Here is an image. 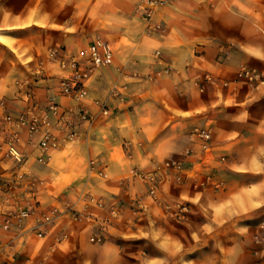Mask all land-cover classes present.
Masks as SVG:
<instances>
[{
  "label": "crops",
  "instance_id": "obj_1",
  "mask_svg": "<svg viewBox=\"0 0 264 264\" xmlns=\"http://www.w3.org/2000/svg\"><path fill=\"white\" fill-rule=\"evenodd\" d=\"M19 1L0 0V128L19 133L24 156H7L0 134V264H264V0H172L155 15L165 29L149 34L137 0L127 11L119 0H83L101 8L94 17L102 34L87 37L85 46L99 36L111 43L113 60L95 71L80 101L59 91L79 50L76 36L64 24L51 27L53 10L39 0ZM53 38L57 59L47 53ZM243 65L261 72L258 84L239 76ZM167 66L170 73L145 78ZM115 84L127 93L110 99L105 115L94 101L105 100ZM51 98L60 110L71 108L77 136L64 141L54 129L61 142L41 162L40 134L29 136L1 112L41 115ZM196 125L210 126L216 154L226 155L217 170L222 187L196 189L165 176L157 202L146 183L127 179L134 167L154 169L197 147ZM92 159L105 176L89 171ZM176 200L189 203L179 220L164 211ZM30 205L20 226L14 219L3 227L9 212ZM112 207L117 212L101 242L90 240L99 231L92 221L73 216L76 210L104 218ZM53 209L52 220L40 224Z\"/></svg>",
  "mask_w": 264,
  "mask_h": 264
},
{
  "label": "built area",
  "instance_id": "obj_2",
  "mask_svg": "<svg viewBox=\"0 0 264 264\" xmlns=\"http://www.w3.org/2000/svg\"><path fill=\"white\" fill-rule=\"evenodd\" d=\"M172 0H137L135 12L138 14L145 23V32H159L165 29L164 25L155 20L157 10L170 3ZM157 57H160V53L155 52ZM49 56L57 59L60 57V49L54 48L50 50ZM113 60V48L109 41L97 36L90 40V42L83 48L79 49L76 53L72 54L68 59L69 73L63 76L59 81V91L64 95H67L77 101L85 98L88 94V83L95 71L102 65H108ZM63 62V59L61 60ZM40 71V70H39ZM171 68L169 66L164 67L162 70H153L145 75L146 79L152 80L157 78L162 73H170ZM239 76L250 86L258 84L261 80V72L255 68L247 65H243L239 69ZM126 85L115 84L108 97L105 100L96 99L94 102L100 107L101 113L107 115L110 113V99H124L126 96ZM0 109H5V103L0 100ZM66 111H62L59 108V104L51 98L45 105L42 114L36 115L32 111L27 110L17 117L1 112L2 118L7 123H13L18 127H25L29 136L36 133L40 134L38 142L41 155L38 159L41 162H45L44 155L56 149L60 144V139L54 133V129H60L64 132V141L73 140L77 136V132L74 129L73 120L67 115ZM49 114L56 118V122L52 123ZM81 115L83 117H90L91 114L84 108L81 109ZM5 136L3 139L4 144L7 146L5 154L9 157H13L18 162L24 159L23 154L17 149L16 144L19 141V133L17 131L10 132L5 128H0V134ZM191 135L198 142L197 147L188 148L182 157L178 159H168L162 161V163L156 166L154 169H139L134 167L131 169L127 179L134 180L139 179L147 185V194L155 201L159 202L158 188L163 177H167L173 183L183 184L189 181L194 188L201 189L210 185H214L219 188L223 186V181L217 177V170L226 162V155L216 154L217 149L212 144V132L210 126L196 125L191 131ZM2 143L0 142V149ZM98 161L92 159L89 162V171H95L97 175L103 177L105 172L103 168H99ZM22 177V174H17ZM2 190V189H1ZM89 202L94 203L97 206L103 207L104 202L99 197L89 196ZM89 204V203H88ZM85 205V209L88 207ZM166 208L172 210L176 220L184 217V212L188 210V207L181 203L166 204ZM56 209H53L49 213L43 214L40 219V224H46L53 218L52 214ZM32 206L27 208H21L19 210L9 212L4 220L3 227L5 229L10 228L13 224V220H16L17 225H21L23 221L32 213ZM110 216L99 218L92 212H83L73 210V216L81 219L85 218L92 221L97 229L90 240L93 242H101L102 235L101 230L106 227L107 223L111 222L112 217L116 214L117 210L111 208L109 210ZM44 229L37 231L39 236H43Z\"/></svg>",
  "mask_w": 264,
  "mask_h": 264
},
{
  "label": "rangeland",
  "instance_id": "obj_3",
  "mask_svg": "<svg viewBox=\"0 0 264 264\" xmlns=\"http://www.w3.org/2000/svg\"><path fill=\"white\" fill-rule=\"evenodd\" d=\"M24 1L25 0H20L19 3L24 5ZM130 3L131 0H119V4L123 7L124 11H127L128 8H130ZM39 5L53 10L54 17L51 27L56 29L60 28L64 24V26L69 28V31L76 36L77 40L75 44L79 47V49L85 47L87 37H90L93 34H102L98 26L99 21L97 22V19L94 17L95 12L100 11L101 8L99 9L98 7L97 10H95L94 2L83 0H69L65 2L54 0L47 2L46 0H39ZM59 45L60 44L56 42L55 39L49 41L47 53L49 54L50 50ZM178 202L181 201H167L165 204H174ZM181 203L189 207V203L183 201ZM165 206L164 211L168 213L171 218L175 219L172 210L166 208ZM185 213H187V211L184 212V217L186 216Z\"/></svg>",
  "mask_w": 264,
  "mask_h": 264
}]
</instances>
